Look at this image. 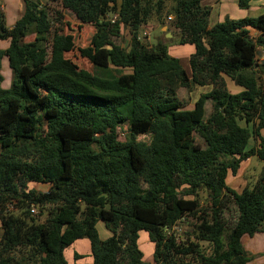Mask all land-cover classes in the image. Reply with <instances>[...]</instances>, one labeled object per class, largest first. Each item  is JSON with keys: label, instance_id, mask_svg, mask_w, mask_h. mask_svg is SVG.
Here are the masks:
<instances>
[{"label": "trees", "instance_id": "16d2710c", "mask_svg": "<svg viewBox=\"0 0 264 264\" xmlns=\"http://www.w3.org/2000/svg\"><path fill=\"white\" fill-rule=\"evenodd\" d=\"M22 1L25 12L11 29L0 6V40L10 42L0 71L7 58L14 74L10 90L0 87V264H69L65 250L83 239L91 264H148L140 232L154 244L156 264H248L241 241L264 233V168L240 192L227 182L250 157L264 164V64L257 62L264 37L248 33L264 32V14L209 28L203 0ZM65 10L95 27L93 64L125 73L104 79L65 62ZM151 22L195 47L190 77L169 56L168 41L140 38ZM123 28L127 48L115 42ZM227 79L242 91L232 93ZM193 86L211 90L185 110L176 91ZM33 183L48 190L30 189ZM33 207L47 210L44 223ZM184 216L195 223L177 243L166 229ZM99 222L109 239L100 238Z\"/></svg>", "mask_w": 264, "mask_h": 264}, {"label": "rangeland", "instance_id": "374dc122", "mask_svg": "<svg viewBox=\"0 0 264 264\" xmlns=\"http://www.w3.org/2000/svg\"><path fill=\"white\" fill-rule=\"evenodd\" d=\"M40 3L42 4V6H45L46 4H48L46 0H41ZM49 5L52 6L51 8L52 10L53 9L63 10L61 6H59L57 3L49 2ZM0 6L4 13L6 25L7 24L10 25L13 22H16V20L19 17H21L23 13L25 12V4L22 0H0ZM63 14H64V20L62 23V29H63V35H65L67 39L65 49H64V59H65V62L70 67L76 70H86L94 74L95 76H98L104 79H112V78L119 76L122 73H125L124 71H116L113 68H99L95 66L92 62V56H93L92 38L95 34V27L92 25H84L80 23V21L76 18V16L68 10H65ZM54 25H56V27H59V24L55 23ZM169 29H171V31H174L172 27ZM146 30H148V32L150 31L148 28ZM167 33H169L168 29H165L164 33L160 30L153 31L150 37L151 44L156 45L158 41H165V42L168 41V43L166 44L168 46V51L170 52V54L172 56L176 55L177 57L182 56L183 58H181V63L183 67L186 69L188 68L187 70L190 71L189 61L187 59L185 60L184 56L189 55V51L192 50L191 46L179 45L178 43H176L177 39L174 38L173 35L172 37L171 36L167 37L166 35ZM141 36L143 38V34ZM34 37L35 35L29 36L26 39V42L33 41L35 39ZM148 37H149V34L147 36V39ZM168 38H171V39H168ZM130 41H131V35L128 33L127 28H123L121 37H119L115 42L117 44H120L122 47L127 48L129 46ZM172 46H177V47L173 48ZM172 50H174V53L171 52ZM263 50L264 49H258V52H261ZM8 71L11 75V78L8 77V74L4 73L6 81L3 87L5 86L7 90H10L12 88V81H13L14 74L11 69H8ZM262 79L264 81V75L262 76ZM227 80L229 84H232V82L229 79ZM0 87H2V84L0 85ZM207 87L202 88L204 90H201V93H200V90L195 89L194 86L191 88L190 87L189 88H179L176 91V95L180 101H182L184 104L189 105V104H192V100L196 99L200 94H202V92H206ZM1 89L4 90L3 88ZM229 89L230 91L235 92V89H240V87H236L235 84L234 85L232 84L231 88L229 87ZM190 107H193V106L189 105L188 108ZM210 113H211V101H208L206 105V116L208 117ZM127 135H128V126L126 125L123 128L119 129V136L121 140H125L127 138ZM150 140L151 138L149 136H141L139 138V141H142L145 143H149ZM194 141L197 144H199V146L205 147L204 142L199 138L197 134L194 135ZM248 165H249L248 162L245 161V163L243 164V168L241 172L239 173V176L242 175L240 178L244 179V186L245 185L247 186V183L250 185L255 183L264 168L263 162L259 161L256 158H253V162L250 166ZM240 183H243V182H240ZM139 186L143 189L147 188L146 184L143 183L142 180L139 182ZM29 187L30 189H35L39 192H46L48 190V186L45 184H34L33 183V184H30ZM199 195H200L201 204L205 203L206 194L200 192ZM37 211L38 212L35 218L39 222L44 223L48 216L47 210L39 212L40 209H37ZM186 219L189 222V226L195 223V220L193 218L186 217ZM1 236H2V230L0 227V239H1ZM184 238L186 239L188 238L187 234L184 235ZM203 246L205 247V249L202 250L203 253L209 254L212 250V246L211 245L209 246L208 244H203ZM142 248L146 251L145 253L148 254V248H146L143 243H142ZM263 262H264V258L258 256L254 263L259 264Z\"/></svg>", "mask_w": 264, "mask_h": 264}, {"label": "crops", "instance_id": "0c3cea01", "mask_svg": "<svg viewBox=\"0 0 264 264\" xmlns=\"http://www.w3.org/2000/svg\"><path fill=\"white\" fill-rule=\"evenodd\" d=\"M202 6L207 7L210 11L209 18H208L209 28H212L213 26H215L218 23L224 22L226 19H231V20H242V19H247V18L256 19V18H258L264 14V0H252L250 8L246 9V10L241 9L239 7V0H203ZM15 23L16 22H13L12 24H10V25L7 24L6 26H7V28L11 29L15 25ZM147 28L150 30L149 32H148V30H146ZM165 29H168V27L167 26L162 27L156 23L151 22L142 28L141 35L144 33H148L149 37L145 41L146 42L149 41V42H147L149 45H154V44H151V41H150L151 33L153 31H157V30L158 31L160 30L164 33ZM248 33H249V37L252 40H256L257 38H259L261 36L264 37V32H261V31L256 30V29L250 28ZM166 35H167V37H169V36L172 37L173 34L171 32H169ZM26 39H25V41H26ZM168 39H171V38H168ZM157 40H158V38H157ZM9 45H10L9 41H6V40L1 41L0 40V51L7 50ZM181 46H191L192 50L189 51V55L184 56V59L185 60L187 59L189 61V64H190V59L195 54V47L193 45H181ZM172 47L176 48L177 46H172ZM171 52L174 53V50H172ZM168 54L172 58L178 59L180 64L182 65V63H181V58H183L182 56H179V57H177L176 55L172 56L169 51H168ZM262 56L263 55L258 56L259 64H264ZM182 68L184 69V71L187 73L188 76H191V67H190V71L187 70L188 68L187 69L184 68L183 65H182ZM8 69H10L9 64H8V59L4 58L2 61V68L0 71V73L3 77V82L1 83L2 84L1 88H3L4 90H7L5 88V86L3 87V85L5 84V81H6L4 73L8 74V77L11 78V75H10ZM226 83H227L228 89H229V87L231 88L232 84L234 85L233 82H232V84H229L228 80L226 81ZM195 89L200 90V93H201V90H204L202 88H197V87H195ZM210 90H211V86H208L207 91L202 92V93H207ZM241 91H242V88L235 89V92H232V91L231 92L232 93H239ZM191 99H192V97H191ZM196 99H193L192 104H189V105H192L193 107L188 108L189 105L185 104L186 105L185 110H192L194 108V103H195ZM262 135L264 137V130L262 131ZM255 144H256V142L252 140L250 142L249 148L250 149L253 148ZM253 158L258 159L256 156L250 157L248 160H246V162H248V164H249L248 166H250L252 164ZM244 163L245 162H243L241 164L240 170L236 176L230 175L228 177V182H227L228 186L231 189H234L238 192L242 191L246 187V185L244 186V179L240 178L242 175L239 176V173L241 172ZM255 165H257V164H255ZM240 182H243V183H240ZM97 229L99 232V236L102 240H107L112 236L111 232L109 230H107V228L103 222H99L97 224ZM241 242H242L244 250L247 252V255L251 258V261L249 263L255 264L254 262L256 261V258L258 256L264 258V233H257L252 237L251 236H244L242 238ZM142 243L145 245L146 248H148V254H146L145 253L146 251L142 248ZM139 245H140V248L145 255V262L148 264H156L154 261V247L155 246L150 241L148 233L140 232ZM75 255H79L81 257L79 259H75ZM64 256H65V258L69 264H91L93 262V258L91 255V246H90L89 240L83 239V240L76 241L72 246H70L69 248H67L65 250ZM259 264H264V262L259 263Z\"/></svg>", "mask_w": 264, "mask_h": 264}, {"label": "built area", "instance_id": "2783aa9c", "mask_svg": "<svg viewBox=\"0 0 264 264\" xmlns=\"http://www.w3.org/2000/svg\"><path fill=\"white\" fill-rule=\"evenodd\" d=\"M117 15H115L112 20L113 22L117 19ZM173 18L172 17H168V21H172ZM263 61H264V51H263ZM31 213L32 215H35L37 213L36 208H32L31 209ZM188 220L186 219V217H182L181 219H179L175 225H173V227H171V229H167V234L170 236H174L177 243L183 242L185 241L184 239V235L185 233L188 231Z\"/></svg>", "mask_w": 264, "mask_h": 264}, {"label": "clouds", "instance_id": "9594fccd", "mask_svg": "<svg viewBox=\"0 0 264 264\" xmlns=\"http://www.w3.org/2000/svg\"><path fill=\"white\" fill-rule=\"evenodd\" d=\"M118 16V15H117ZM169 17H172L173 18V16H169ZM118 18V17H117ZM112 20V19H111ZM117 20V19H116ZM166 21L169 23V22H171V21H168V18L166 19ZM173 21V20H172ZM112 22H113V20H112ZM115 22V21H114ZM147 36H148V34L147 33H144L143 34V38H142V36H140V38L141 39H143V40H147ZM261 49H264V47L263 48H261ZM264 51V50H263ZM263 51H261V52H259L260 53V55H263ZM259 60V58H258V56H257V61ZM264 63V62H263ZM258 64H259V61H258ZM37 210V209H36ZM184 217H186V216H184ZM189 223V222H188ZM175 225V224H174ZM173 227V226H172ZM190 227L191 226H188V230H190ZM171 229V228H170ZM167 230V229H166ZM186 234V233H185ZM168 235V234H167ZM185 239V238H184Z\"/></svg>", "mask_w": 264, "mask_h": 264}, {"label": "water", "instance_id": "95a60500", "mask_svg": "<svg viewBox=\"0 0 264 264\" xmlns=\"http://www.w3.org/2000/svg\"><path fill=\"white\" fill-rule=\"evenodd\" d=\"M257 56H260V53L259 52H257Z\"/></svg>", "mask_w": 264, "mask_h": 264}]
</instances>
